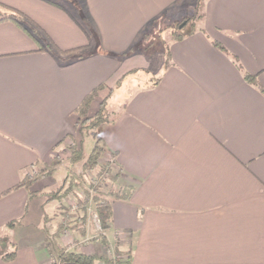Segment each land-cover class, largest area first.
Masks as SVG:
<instances>
[{"label":"crops","instance_id":"0c3cea01","mask_svg":"<svg viewBox=\"0 0 264 264\" xmlns=\"http://www.w3.org/2000/svg\"><path fill=\"white\" fill-rule=\"evenodd\" d=\"M72 1L75 16L64 9L85 20L99 53L40 50L17 25L0 22V264H52L43 227L55 204H44L42 193L54 181L14 186L28 169L48 166L83 97L100 84L112 87L137 59L101 51H128L160 21L184 18L185 3L198 2ZM200 1L197 30L170 43L158 83L135 87L99 128L116 155L119 183L134 186L129 198L112 201L104 232L110 247L131 253V264H264V0ZM0 2L28 15L60 50L87 43L54 4Z\"/></svg>","mask_w":264,"mask_h":264},{"label":"rangeland","instance_id":"374dc122","mask_svg":"<svg viewBox=\"0 0 264 264\" xmlns=\"http://www.w3.org/2000/svg\"><path fill=\"white\" fill-rule=\"evenodd\" d=\"M54 1L67 8L71 12V14L75 16L76 8L74 7V2L72 0ZM190 3H185L184 5V10L182 13V16L184 18L175 19V22L173 23L167 22L165 20L160 21V23H157L155 25V28L152 30V32L147 34L146 39L139 43V45L133 51H125L119 53L101 51L102 54L117 58L119 61H124L135 56L136 54V61L131 63H143V68L136 72L128 73L131 70L130 63L129 66H127L128 71L126 70L127 72L125 74L119 76V84L115 83L114 85H112V87H110L113 88L115 92L113 98L109 99L108 101V111L110 110L116 112L117 110H120V107L127 101L126 98H128L131 93H133L135 87L141 85H150V82L158 78L160 71L159 68L164 65V62L166 60V49L170 45V41L172 40V31L176 30L177 27L181 28L185 24V21L180 24L183 19L192 17V21H195L197 15H200L202 12V5H199V8L197 7V9H195L196 4L194 3L195 5L193 6V3ZM0 12L3 13L4 10L0 8ZM77 20L81 21L80 19ZM178 23L180 24L179 26H177ZM189 28V25H187L185 27V31ZM93 37L95 38L96 36ZM80 52L84 55H88L90 53H99L100 51L93 50V45L91 44V47L89 49H85ZM104 93H106V90H104ZM99 128L96 130L98 137H100L98 134ZM93 143V132H89L83 138V152L85 156H88V154L90 153L93 147ZM67 146L68 143L67 141H65L55 150L53 154L54 159L59 162V165L55 167L54 171H52L51 174H48V170L52 168V162L55 161L51 159L48 163V166L44 167L48 169L47 171H43V166L39 165L33 169H28L27 172L30 175H33V177H37V179L32 182V185L37 183L36 181L38 179L39 184H41V181H44L46 183L52 182V180L54 181L53 186L43 189L44 193H42V200L45 199L44 195L49 192H52V194L55 192V195L59 194L62 196L61 203H59L58 201L52 202L55 204L53 214L49 216L45 214L44 218L46 219V222H48L53 228H57L60 225L64 226L61 237H63V244H65L66 246L58 240L60 246L68 251H71L78 247H82L83 250L90 248L89 252L91 254L96 251L95 243L97 242L100 244L99 238L100 234L103 232L100 229L99 222L96 220L94 221L93 218V216L96 215L94 198L97 196L98 198L102 197L105 200L111 199L109 198L110 196L105 195L106 191L112 190L116 192L120 188L126 190L130 183H119L118 180V182L112 184L106 178H103L100 175V177L98 176L100 172V166L105 169L110 168L112 172L119 169V166L116 162L115 153L106 149L104 143V149L102 154L100 155L101 162L99 163V166H97V168L94 170H86V167H83L82 161L70 165ZM107 165L108 168L105 167ZM72 181L78 182V185H73L71 190L68 191L67 188ZM102 194L104 196H102ZM80 198L82 200H86L85 207L87 216L85 223L82 224L81 221H77V223H74V220L78 219L82 214V212L78 209V199ZM75 225L82 226V229L85 231L84 235L78 234L77 230H75ZM85 238H88V241L84 242ZM99 253H105L107 257L112 259L115 258L116 255L114 247H109L108 250H105L102 245L101 252ZM95 264L103 263L97 261L95 262Z\"/></svg>","mask_w":264,"mask_h":264},{"label":"trees","instance_id":"16d2710c","mask_svg":"<svg viewBox=\"0 0 264 264\" xmlns=\"http://www.w3.org/2000/svg\"><path fill=\"white\" fill-rule=\"evenodd\" d=\"M48 3L54 4L58 6L59 8L64 9V7L61 4L55 3L52 0H44ZM199 5H202V1L198 0V2L195 5V9L197 7L199 8ZM0 8L4 10L3 13L0 12V22L2 21H10L17 25L19 28H21L23 31H25L38 45V48L40 50L42 49H48L50 51H54L58 53L59 55H63L64 57H68V55H72L76 58H82L85 55L82 54L80 51L89 49L91 47L92 43V37L91 34L86 30L84 24L85 20L81 19V21L74 18L70 12L66 11L69 16L73 19V21L77 24L79 29L83 32L87 39V43L83 46L73 48L70 50H60L58 49L51 38L47 35V33L39 26L37 25L28 15H26L24 12L11 7L5 3L0 2ZM202 17V13L200 15H197L196 20L192 21L191 18L183 19L182 22L185 21V24L179 28L177 27L176 30L172 31V41H179L183 39L184 37L192 34L197 30L198 22L200 21ZM179 23L177 26L180 25ZM197 24V25H196ZM189 25V29L185 31V27ZM147 34H141L140 39L141 42L146 39ZM134 44L131 46V48L128 51H133L139 43ZM213 45L217 47L218 49L224 51L223 47L213 42ZM76 54V56H74ZM91 54V53H90ZM88 54V55H90ZM164 65L169 62L170 59V50L169 46L166 49V57H165ZM138 70H131L128 73H133ZM244 79L248 82H254V76L243 74ZM120 79L118 80L117 84H119ZM158 83V79H154L152 82H150V85H156ZM106 90V93H104L103 97L98 99L97 106L95 109H93L92 105L97 100V97L99 96V93ZM113 92V88L106 87L104 84H100L97 87L93 88L87 95L83 97L81 102L78 104V106L74 109V116H75V122L73 124L72 132L70 134H67L63 140H61L55 147L53 148V153L51 155V160L54 159V152L55 150L65 141L68 143V153H69V163L70 165L76 164L77 162H81L83 164V167H86V170H94L99 166L100 161V155L103 152V143L102 139L97 136L96 130L105 124H109L113 121L115 117V113L113 111H108L107 105L109 98L111 97ZM89 132H93V147L88 154V156L84 155L83 152V138L86 134ZM59 165L58 161L52 162V168L48 170L47 168H44L43 171L48 170V174H51L52 171H54L55 167ZM108 168V165L105 166ZM42 171V172H43ZM101 176L103 178H106L108 181H110L112 184H115L118 182L120 178V169H117V171H113L109 169L102 168L100 166V172L98 176ZM99 176V177H100ZM37 177H33V175H30L28 172H26L23 176V178L19 181L18 184L14 186V188L18 187H24L26 189H30L32 182L36 180ZM75 181V180H74ZM78 185V182H70L67 190L70 191L72 186ZM134 186L130 184L126 190L125 189H119L118 191L114 192L112 190L106 191L105 195L110 196L108 200H105L104 198H98L97 196L94 198L95 201V212L97 215V220L99 222V226L101 231H103L100 234V244L105 248V250L109 249V244L106 241L104 232L109 227V222L111 220V211H112V201L118 200V199H127L129 198ZM9 191V190H7ZM7 191L5 193H7ZM3 193V194H5ZM31 194H38V192H30ZM51 193V194H50ZM55 193V192H54ZM52 194V192L46 193L44 195V204H47L49 202H55L58 201L61 203L62 196L61 195H55ZM43 196V195H42ZM102 196H104L102 194ZM86 200H82L81 198L78 199V209L82 212L81 216L74 220V223H77V221H81L82 223H85L86 220V207H85ZM76 221V222H75ZM15 222H10L8 225L12 226ZM45 225L43 227V231L45 234V248L47 249L51 259L52 264H95V262L100 261L103 264H131V253L129 251H118L116 248H114L115 251V258H109L106 256L105 253H91L87 254L82 251H80L78 248H75L71 251L63 249L62 246H60L58 240L61 237L62 230H64V226L60 225L57 228H53L50 226L48 222H46V219L44 221ZM76 226V229L78 234L84 235L85 231L82 229V226ZM13 256V253L6 254L3 256L4 259H8ZM125 258V259H122Z\"/></svg>","mask_w":264,"mask_h":264},{"label":"built area","instance_id":"2783aa9c","mask_svg":"<svg viewBox=\"0 0 264 264\" xmlns=\"http://www.w3.org/2000/svg\"><path fill=\"white\" fill-rule=\"evenodd\" d=\"M93 218H94V221H95V220L98 221L96 215H94ZM97 228H98V227H97ZM86 241H88V238H85L84 242H86Z\"/></svg>","mask_w":264,"mask_h":264}]
</instances>
